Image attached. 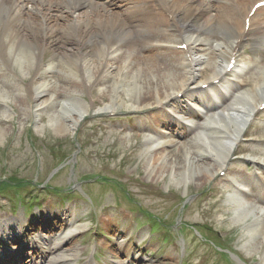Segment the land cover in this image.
Segmentation results:
<instances>
[{
  "label": "bare ground",
  "instance_id": "obj_1",
  "mask_svg": "<svg viewBox=\"0 0 264 264\" xmlns=\"http://www.w3.org/2000/svg\"><path fill=\"white\" fill-rule=\"evenodd\" d=\"M121 1L128 6L114 12ZM185 1L0 0V98L26 92L38 101V106L51 99L49 93H60L61 97L55 99L58 110L49 119L56 133L73 131L80 118L92 109L94 101L88 103L76 94H90L95 87L105 97L106 111L119 107L138 110L148 104L164 107L179 95L182 100L197 101L200 104L193 105L206 109V120L188 142H196L195 156L209 154L212 162L194 161L188 147L179 154L183 157L179 161L168 160L164 143L151 133L146 134L140 153L147 177L167 173L174 184H186L198 174L209 179L231 155L257 106L264 103V68L261 75L251 77L253 86L242 91L235 92L232 85L231 89L232 80L226 77L235 76L233 71L227 73L226 67L234 55L238 56L236 49L252 28L258 43L264 42V18L253 21L260 15L264 17V7L255 11L249 30L244 31L251 0H193L194 6ZM191 13L195 14L193 20ZM181 44L186 48L176 49ZM235 60V68L239 69L240 59ZM10 67L23 77L30 75V80L25 85L10 80L5 86L1 80H8ZM205 68L207 74L202 78ZM213 80L218 83L213 84ZM205 82L207 88L199 89ZM226 94L232 97L230 101L221 98ZM206 96L219 100L220 105L213 106L212 99ZM151 98L153 102L147 104ZM171 106L176 108L173 103ZM183 110L182 105L179 111ZM164 119L159 120L162 126L171 125ZM4 130L0 127L1 140ZM258 161L264 164V158ZM241 179L237 184L243 185L242 189H232L230 199L234 225L248 221L253 209L264 212L260 201L264 196L259 194L264 192V184L251 175ZM246 187L255 194L252 198L242 193ZM72 217L75 218L73 215L66 221L60 218L59 234L47 236L46 264H71L77 259L76 248L62 251L58 245L84 227L73 226ZM259 233L264 239V221L252 225V229L247 226L242 249L247 253L257 251L263 242L257 237Z\"/></svg>",
  "mask_w": 264,
  "mask_h": 264
},
{
  "label": "rangeland",
  "instance_id": "obj_2",
  "mask_svg": "<svg viewBox=\"0 0 264 264\" xmlns=\"http://www.w3.org/2000/svg\"><path fill=\"white\" fill-rule=\"evenodd\" d=\"M192 1L186 0L185 4L191 5ZM194 3H192L193 6ZM124 4L125 2H119V6L113 11L119 12L124 9ZM194 15L191 13L190 19L193 20ZM137 38L135 36V40ZM261 59L257 60L254 68V72L259 74L262 71L258 69H263L258 66L262 63ZM205 69L201 71V75L206 73ZM30 77V75L21 76L13 67L9 75L10 79H4L1 82L5 86H9L10 80L23 84L29 81ZM23 93H12L6 98V104L0 105V127L5 129L3 139H0V178L27 179L28 182H24L21 186L5 189L6 196H10L11 200L17 203L15 210H18V215L23 217V211L28 213V209L22 204L18 205L19 200L21 197H33V192L39 191L36 185L29 184V180L38 177L37 182L44 184L52 176V172H55L51 181H48L51 187L45 188L51 195L50 200L52 201L45 212L57 214L48 227L52 231L58 230L59 219L63 218L59 213L66 214L67 219L72 213L75 217L74 219L72 217V225L84 226L77 231L76 235L60 243L62 251L72 250L70 247L76 248L77 259L71 264L82 262L88 249L99 241L94 236L95 232L104 237L99 241V248L104 246L107 250H111L113 257L119 261L118 263L130 260L132 254H135L139 260H132V264H178L181 257H184L186 264H263L264 242H261L259 249L255 252L247 253L242 249V244L246 240L243 234L247 226L252 229L251 225L257 224L255 217L264 219L262 215L257 216L260 212L253 209L254 212L248 221L244 220L242 224L237 225L232 224L234 212L233 205L228 202L229 187L225 186L222 190L216 187L214 193L211 194L213 182L219 179L215 178L216 172L209 179L203 178L201 174L195 175L189 178L186 184H174L167 173L162 174L161 177H147L148 171L144 166V156L140 153L144 148V131L134 126L133 123L137 118L129 114L130 109L116 108L114 118L117 120L112 121L105 117L107 113L103 106L106 100L98 87L90 92V98L89 93L76 94L88 103L91 99L94 100L95 105L92 107L94 112L89 114L77 130L81 146L84 147L80 155L74 159L70 155L68 161L65 160L59 164L63 156L76 151L73 134L71 132L56 133L49 122L50 117L55 115L59 107L55 104V97L59 98L61 95H52L46 103V108L35 116L32 111L34 99L30 94ZM147 102H153V99H147ZM6 113H10L11 117H7ZM100 116L102 117L99 118ZM128 116L133 119L128 121ZM97 121H106L105 125L109 128L103 131L96 125ZM127 123L133 126L127 129L125 128ZM138 123L142 124L143 120L140 119ZM110 127L115 130L112 131ZM121 128L126 130V135L125 133L116 134ZM31 132L38 138L37 142ZM166 132L169 133L168 136L162 138L159 135V137L165 145L168 160L179 161L183 158L179 154L184 152L186 147H190L187 150L190 151L189 154L192 155L194 161L208 163L211 161L209 154L195 156L196 142L194 144L188 142L189 140L186 141L185 137L179 141L171 136V129ZM191 134H196L193 128L186 133L189 137L187 139L192 138ZM29 140H32L34 145L36 143V146L40 148L39 152L31 151ZM9 145L10 149L7 152L9 161L4 166L3 152ZM245 145L249 152L258 149V146L254 148L253 144L245 143ZM178 147L181 151H177ZM231 166L238 173L242 170L248 172V169H243L233 163ZM72 184L76 187L83 185V191L90 194L96 209L89 204L86 195L80 194L82 198L74 195L60 199L52 196L54 191L62 192ZM86 184L89 185L86 186ZM4 203L5 201L1 199L0 204L3 206H0V216L9 213L10 206L8 204L4 206ZM20 206L24 210H21ZM65 210L66 213L63 212ZM132 211L134 213L130 215ZM244 212L247 213L246 208ZM41 219L40 215L35 217L33 225L37 227ZM110 219L112 223L106 226V221ZM149 219H154L156 222L152 229H148L150 240L146 244L136 243V236L146 232L145 225ZM178 226L182 227L181 230L186 227L183 235L181 230H175ZM161 228L162 231H160ZM170 229L174 231L171 232ZM194 229L198 231L196 232L199 236H196ZM212 230L218 231L224 239V245L221 244V247L218 246ZM163 235L166 237H162ZM260 235H258L259 238H261ZM182 238L184 248L181 250ZM202 238L213 241V250L203 243ZM102 240H104V245L101 243ZM127 240H129L128 243ZM128 248L130 252L127 255ZM99 255L101 259L104 257L102 253ZM23 258L24 260L19 263L27 264L28 257Z\"/></svg>",
  "mask_w": 264,
  "mask_h": 264
}]
</instances>
